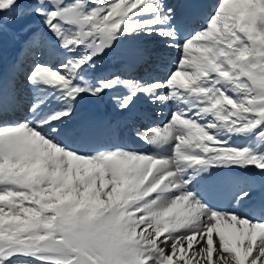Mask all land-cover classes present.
<instances>
[{"label": "snow or ice", "instance_id": "obj_1", "mask_svg": "<svg viewBox=\"0 0 264 264\" xmlns=\"http://www.w3.org/2000/svg\"><path fill=\"white\" fill-rule=\"evenodd\" d=\"M0 264H264V0H0Z\"/></svg>", "mask_w": 264, "mask_h": 264}]
</instances>
